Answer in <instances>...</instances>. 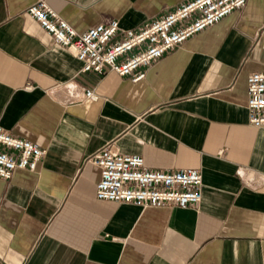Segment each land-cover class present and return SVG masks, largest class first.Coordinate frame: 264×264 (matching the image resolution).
I'll use <instances>...</instances> for the list:
<instances>
[{"label": "crops", "instance_id": "1", "mask_svg": "<svg viewBox=\"0 0 264 264\" xmlns=\"http://www.w3.org/2000/svg\"><path fill=\"white\" fill-rule=\"evenodd\" d=\"M0 0V125L46 150L0 177V264H264V127L246 79L264 71V0H246L132 82L80 71L27 12ZM77 32L137 28L188 0H46ZM90 89L92 98H84ZM113 142L151 169H198L194 206L97 199L89 158Z\"/></svg>", "mask_w": 264, "mask_h": 264}, {"label": "built area", "instance_id": "2", "mask_svg": "<svg viewBox=\"0 0 264 264\" xmlns=\"http://www.w3.org/2000/svg\"><path fill=\"white\" fill-rule=\"evenodd\" d=\"M246 0H188L137 28L125 29L114 40L119 24L107 20L77 32L59 17L46 0L31 3L26 12L49 33L54 42L70 48L81 61L80 71L103 74L106 70L137 82L145 70L168 50L197 32L213 25ZM248 122L264 127V71L250 72L246 79ZM84 98H92L90 89ZM46 150L35 142L12 135L0 125V177L10 179L16 169L34 170ZM99 169L95 186L97 199L141 207L197 205L202 197V175L198 169H151L143 158L120 152L113 142L99 148L89 158Z\"/></svg>", "mask_w": 264, "mask_h": 264}]
</instances>
